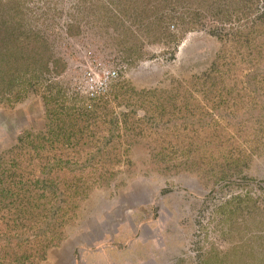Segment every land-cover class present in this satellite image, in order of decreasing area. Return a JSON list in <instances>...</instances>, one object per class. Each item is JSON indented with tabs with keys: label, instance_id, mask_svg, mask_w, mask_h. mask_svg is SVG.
<instances>
[{
	"label": "rangeland",
	"instance_id": "374dc122",
	"mask_svg": "<svg viewBox=\"0 0 264 264\" xmlns=\"http://www.w3.org/2000/svg\"><path fill=\"white\" fill-rule=\"evenodd\" d=\"M0 4L47 37L55 63L0 105V177L60 182L42 260L41 219L20 201L44 220L51 198L6 192L0 264H17L2 261L13 248L36 264H264V0ZM105 69L117 77L90 100L85 77Z\"/></svg>",
	"mask_w": 264,
	"mask_h": 264
},
{
	"label": "trees",
	"instance_id": "16d2710c",
	"mask_svg": "<svg viewBox=\"0 0 264 264\" xmlns=\"http://www.w3.org/2000/svg\"><path fill=\"white\" fill-rule=\"evenodd\" d=\"M9 6L10 5L7 6L0 4V105H14L23 101L28 96L27 86H31L33 81L40 79L44 74L54 71L55 69V63L52 57L53 54L47 37H45L40 31H35L30 27L27 30L26 28L24 29L23 22L18 12L19 9L13 5H11V7ZM56 72H58V70H56ZM60 116L61 120H63V114H60ZM67 116L71 120H74L75 114L69 113ZM71 120L68 119V121ZM63 121H66L65 118ZM40 162L41 160H37L35 164H39ZM13 166L20 172V174L25 172L21 162H16ZM39 168L42 170L40 172L41 174L45 173V171H43L44 167ZM53 170L56 171V174H59L60 172L65 173L67 171L65 167L59 165L49 166V172H52ZM40 176V174L38 176L35 175L33 180H17L14 182L7 181L6 177H0V202H4L7 199V191L11 189L13 190L14 188H24L27 191H30L34 203L35 201H40L41 197L44 198L45 196L51 198L49 202L53 199L57 203L60 192V182L57 181L54 184L53 180H50L46 184ZM58 179L59 178H57V180ZM79 185H81V182L76 186L74 185V191L71 193L72 195L66 197L68 192L66 194L63 193L62 195H65L63 201L68 197L77 195L80 191ZM68 190L71 191V188L69 187ZM40 191L41 194H38ZM22 198L23 199L20 201V211L22 209L24 213L27 212L29 223L35 222L38 217L41 219L35 223L41 222L38 226L41 227V232L38 233V236L41 239L40 242H43L45 245L47 244V246L44 245L43 248L39 250H42L43 252L41 257L39 256L40 258L36 259V257H34L33 259L42 260L46 256V250L50 248L48 246H51V244L54 243V234L50 231V228L54 230L55 226L53 228V225L50 223H53L51 222L53 221L51 216L54 214L55 206L52 201L51 205L53 206L51 208H43L46 215H44L45 217L43 216L44 220H42L38 210L35 211L32 209L34 206L32 205L33 203L30 195ZM8 199L9 204L11 203L12 206L16 203L12 195H10ZM42 206H44V204H42ZM12 220L14 221H7L6 229L10 228L11 230L16 227L14 223L15 217H13ZM28 249L31 248L23 250L20 254V252H16L13 248L12 254L5 252V254L2 255V261L8 256L9 263L36 264L37 261L32 262V259H29L32 258L33 254H31ZM38 254H40V252H38Z\"/></svg>",
	"mask_w": 264,
	"mask_h": 264
},
{
	"label": "built area",
	"instance_id": "2783aa9c",
	"mask_svg": "<svg viewBox=\"0 0 264 264\" xmlns=\"http://www.w3.org/2000/svg\"><path fill=\"white\" fill-rule=\"evenodd\" d=\"M116 77L117 71L115 69H105L97 78L92 76V74H88L85 77V90H83L84 87L82 86V92H84L90 100L100 95L103 96L108 91L112 80Z\"/></svg>",
	"mask_w": 264,
	"mask_h": 264
}]
</instances>
